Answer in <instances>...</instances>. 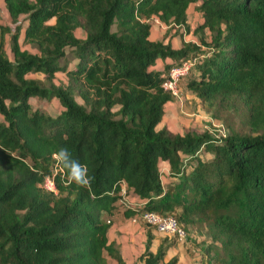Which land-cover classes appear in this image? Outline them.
<instances>
[{"label":"trees","instance_id":"trees-1","mask_svg":"<svg viewBox=\"0 0 264 264\" xmlns=\"http://www.w3.org/2000/svg\"><path fill=\"white\" fill-rule=\"evenodd\" d=\"M2 1L13 27L0 22V264H126L107 236L119 209L204 225L212 244L202 264H264V0ZM153 18L167 33L183 30L180 47L150 38ZM190 58L199 63L180 85L227 125L218 137L156 128L176 99L163 83ZM29 73L67 82L46 86ZM32 98L62 110L50 115ZM60 147L87 166L89 187L66 183L52 159ZM140 224L138 260L177 264L164 261L166 237L153 252L154 227Z\"/></svg>","mask_w":264,"mask_h":264},{"label":"rangeland","instance_id":"rangeland-1","mask_svg":"<svg viewBox=\"0 0 264 264\" xmlns=\"http://www.w3.org/2000/svg\"><path fill=\"white\" fill-rule=\"evenodd\" d=\"M200 16L194 11L190 12L187 18V24L193 29L199 22ZM0 22H4L7 25L13 27L12 23L8 20L7 14L5 12L4 3L0 0ZM183 32L182 29H180ZM179 31V32H180ZM178 32V33H179ZM166 33V34H165ZM174 30L169 33L166 32V26L159 20L152 21V30L150 38L153 40H163L164 42L170 41L173 47L178 48L181 46V38ZM77 37L83 38L85 33L82 29L78 28L75 32ZM206 36L209 37V32L207 31ZM183 39L185 41H195L197 42V36L193 33L184 34ZM20 46L23 50H28L31 53H36L35 48L28 43H24L22 38H20ZM30 78L37 79L42 84L48 86L50 82L60 85L66 84V77L61 73H56L52 81H49L41 73H29L27 75ZM183 82V81H182ZM181 92L180 97L176 98L173 102H168L164 108V116L162 121L157 125V129L165 127L171 133L183 134L186 131H194L196 133H203L208 131L212 133L213 136H217L220 133V129H227V125L223 120H220L213 116V109L203 105L196 94L185 89L184 83L180 85ZM79 102L81 100L76 98ZM31 101L36 107L44 109L50 115H55L59 113L62 108L59 105L57 99H36L32 98ZM222 113V115H226ZM241 117L239 114L230 113L229 122L231 126L238 128L240 124ZM228 131V129H227ZM166 173H163L164 175ZM166 176V175H165ZM165 183H168L165 178ZM112 228L110 229L109 236L118 240L121 244L124 259L126 264H142L138 260L139 255L144 251L145 242V230L140 223H132L131 219L123 218V215L115 216L112 220ZM187 230V241H179L171 238H166V245H169L167 254L164 261H168L171 257H177V264H202V252L206 245L212 244L209 238V233L204 225H196L194 227H189ZM154 239L151 246V251L155 252L156 247L159 245L160 241L164 238L157 233L154 234ZM136 245V249L134 247ZM213 247H216V251L220 249V243H213ZM108 262L114 263L108 255L104 254ZM215 257L213 253L209 262H211ZM214 264V263H213Z\"/></svg>","mask_w":264,"mask_h":264},{"label":"built area","instance_id":"built-area-1","mask_svg":"<svg viewBox=\"0 0 264 264\" xmlns=\"http://www.w3.org/2000/svg\"><path fill=\"white\" fill-rule=\"evenodd\" d=\"M157 18H153L152 21H157ZM151 21V22H152ZM199 63V59L197 58H190L185 61H183L179 66L172 67L168 73V78L163 83V88L169 90L173 96L176 98L180 97V82L190 73V71ZM165 168H163V165L161 167V173L164 172ZM45 181H47L51 187L47 188L45 187ZM44 188L47 190L53 191L54 185L50 178H45L43 183ZM125 187L121 186V191L119 192V195L122 196L120 198L119 203H123L124 206L126 203L124 202L123 196L125 195ZM131 219V222L133 223H140L141 221H144L148 223L149 225L154 227V231L161 235L162 237L166 238H172L176 237L179 241H185L187 239V232L184 228H182L177 220L170 215H160L155 212H144L140 215H136ZM129 219V220H130Z\"/></svg>","mask_w":264,"mask_h":264},{"label":"clouds","instance_id":"clouds-1","mask_svg":"<svg viewBox=\"0 0 264 264\" xmlns=\"http://www.w3.org/2000/svg\"><path fill=\"white\" fill-rule=\"evenodd\" d=\"M52 159L56 161L57 167L64 173L68 185L75 184L77 187L84 188L90 186L92 178L88 175L87 166L72 159L66 147H60L58 151L53 152ZM45 187L50 188L51 185L45 181Z\"/></svg>","mask_w":264,"mask_h":264},{"label":"crops","instance_id":"crops-1","mask_svg":"<svg viewBox=\"0 0 264 264\" xmlns=\"http://www.w3.org/2000/svg\"><path fill=\"white\" fill-rule=\"evenodd\" d=\"M192 11H194L197 15H199V13L194 9V6H193V4H191L189 7H188V10H187V14H188V16H189V14H190V12H192ZM6 12V11H5ZM200 16V15H199ZM162 64V60H157L156 61V65L157 66H160ZM163 168H165L163 171L164 172H166L167 171V164L166 163H164L163 164ZM118 212L112 217V220H114V218H115V216L117 217V216H120V214H122V212H121V210L119 209V210H117ZM123 218H125L124 216H123ZM125 219H127V218H125ZM112 228V226L109 228V230H108V233H107V236H108V240L109 241H115L119 246H120V254L122 255V257L124 258V253H123V250H122V247H121V243L118 241V240H115L114 238H110V236H109V232H110V229ZM132 248H135L136 249V245L134 246V247H131L130 249H132ZM125 260V259H124ZM126 263V262H125Z\"/></svg>","mask_w":264,"mask_h":264}]
</instances>
